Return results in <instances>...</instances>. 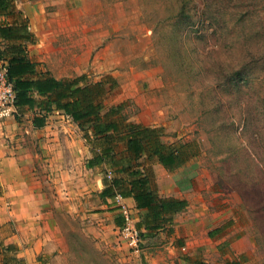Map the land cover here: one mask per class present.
<instances>
[{
	"label": "rangeland",
	"instance_id": "374dc122",
	"mask_svg": "<svg viewBox=\"0 0 264 264\" xmlns=\"http://www.w3.org/2000/svg\"><path fill=\"white\" fill-rule=\"evenodd\" d=\"M39 4L27 21L32 59L57 74L113 77L105 111L118 107L127 122L161 128L167 145L194 142L185 189L208 221L227 225L226 239L237 242L227 251L264 264V0ZM71 226L60 264H148L118 232L101 240L82 223ZM178 234L185 244V231ZM199 242L196 228L188 246Z\"/></svg>",
	"mask_w": 264,
	"mask_h": 264
},
{
	"label": "crops",
	"instance_id": "0c3cea01",
	"mask_svg": "<svg viewBox=\"0 0 264 264\" xmlns=\"http://www.w3.org/2000/svg\"><path fill=\"white\" fill-rule=\"evenodd\" d=\"M39 2L13 0L14 11H0V26L20 28L23 20L36 16L34 8ZM27 29L29 33L22 34L33 38L28 22ZM34 48L32 40L8 39L0 34V59L9 64L16 57L25 60L19 64L11 61V82L35 81L51 87H28L24 95L29 101L16 104L14 116L0 128V233L7 231L0 234V264H60L62 232L71 228V223H82L83 231L95 233L101 240L109 239V233L118 232L123 219L112 207L118 188L111 186L107 173L120 185L129 186L121 166L110 165V161L126 163L130 158L125 142H105L103 136L93 134L88 122H74L61 108L76 100L64 97V91L67 95L79 87L93 90L95 84H100L104 115L110 110L105 111L104 104L114 85L113 77L90 81L82 73H54L32 59ZM79 77L82 79L78 81ZM96 158L100 162L94 163ZM192 158L173 170L165 169L145 153L132 160V169L148 175L150 187L159 198L187 202L183 210L160 214L154 220L148 210L136 206L131 196L124 197L140 232V257L148 264H243L242 255L237 257L236 252L232 255L227 251V247L236 250L237 243L226 239L227 225L216 226L208 221L204 203L196 204L185 189L182 170L190 166ZM196 228L204 234V245L199 242L188 246ZM218 228L221 230L216 232ZM181 230L188 236L185 244L180 239L175 241Z\"/></svg>",
	"mask_w": 264,
	"mask_h": 264
},
{
	"label": "trees",
	"instance_id": "16d2710c",
	"mask_svg": "<svg viewBox=\"0 0 264 264\" xmlns=\"http://www.w3.org/2000/svg\"><path fill=\"white\" fill-rule=\"evenodd\" d=\"M12 1L13 0H0V11H6L7 9L10 12L14 11L15 7ZM22 33H29L26 20H23L20 28L0 26V34L4 38L34 41L32 37H29L31 35H23ZM11 61H17L19 64L20 61L25 60L21 57L10 60V64L8 63V79L10 81H12V75L10 73L12 66ZM19 71H23V68ZM81 79L82 77H79L78 81ZM76 80H73L72 83L75 84ZM55 84L58 83L55 82ZM13 86L16 92L15 104L29 101L24 95L28 87L34 86L38 89H51V87L47 88V85L42 83L39 84L35 81H16L13 83ZM66 87L67 91H69L70 83H68ZM63 96H72L76 99L75 102L66 103L61 107L70 115L74 122L78 124L88 122V124L91 125L93 134L103 136L105 142L112 143L113 140L125 142L126 150L130 158L126 160V163L118 164L110 161V165L121 166V172L126 174L129 180V186L124 187L120 185L119 181L110 178L111 186L118 188V191L115 192L113 196L116 193L121 194L123 197L131 196L135 200L136 206L148 210L152 214L154 220L157 219L160 214L176 213L186 207L187 202L185 200L159 198L150 187L148 175L142 176L138 170L132 169L131 162L145 153L155 157L165 169L173 170L198 154V150L196 149L197 145L195 146L194 142L167 145L163 143L160 138L162 133L161 128L146 127L134 122H127L120 118V109L118 107L110 108L104 115L101 114L103 109V90L100 84H95L93 90L89 87H79V89L72 93H67V95L64 91ZM56 106L59 108L58 104ZM98 162H100V159L96 158L94 163ZM221 228L223 229V227ZM221 228L216 229V232H219ZM195 264L206 263L195 262ZM226 264L241 263L232 261Z\"/></svg>",
	"mask_w": 264,
	"mask_h": 264
},
{
	"label": "built area",
	"instance_id": "2783aa9c",
	"mask_svg": "<svg viewBox=\"0 0 264 264\" xmlns=\"http://www.w3.org/2000/svg\"><path fill=\"white\" fill-rule=\"evenodd\" d=\"M15 102L16 92L13 83L8 79V63L0 59V128L6 119L14 116L16 111ZM106 177L110 179L111 174L107 173ZM112 207L120 213L123 219L118 234L129 251L139 254L141 250L140 232L136 227L133 213L121 194L116 193L112 197Z\"/></svg>",
	"mask_w": 264,
	"mask_h": 264
}]
</instances>
